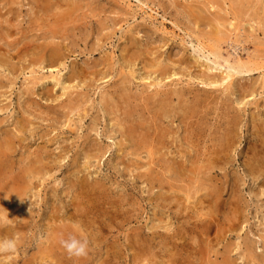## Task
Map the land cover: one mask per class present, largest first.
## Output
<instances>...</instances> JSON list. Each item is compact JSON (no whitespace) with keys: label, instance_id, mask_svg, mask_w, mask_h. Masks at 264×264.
<instances>
[{"label":"rangeland","instance_id":"1","mask_svg":"<svg viewBox=\"0 0 264 264\" xmlns=\"http://www.w3.org/2000/svg\"><path fill=\"white\" fill-rule=\"evenodd\" d=\"M202 1L0 0V143L3 130L22 134L25 140L21 148L16 147L12 158L17 161L22 153L26 155L25 150L32 152L43 146L38 136L45 134L44 140L53 139L47 150L54 161L38 187L21 204H16V208H22L17 211V222L26 225V229L13 238L17 245L14 254H0V264H54L40 261V252L46 253L47 247L54 244L46 217L54 206L59 211L56 214L59 220L67 213L65 206L73 201L77 190L70 189L66 182L75 175L86 177L88 183H100L107 198L84 223L69 221L72 228L80 227L81 238L89 241V254L80 259L69 258L62 247L55 249L62 262L172 264L168 260H173L174 264H264V183L249 177L244 168L250 157L246 151L255 135L253 126L264 127V0H259V4L258 0L234 3L241 15L248 10L241 20L252 40L243 41L240 36L237 47L235 35L229 38L230 42L223 40L218 46L220 60L201 51L195 35L204 33L213 38L214 33H210L213 18L218 14L229 20L225 12H230L229 2L236 0H214L216 4L204 0L203 10H196ZM208 1L213 2L214 8L209 7ZM197 15L206 19L199 21L194 17ZM252 15L260 18L256 21L260 25L253 21L244 24L248 22L246 17L254 18ZM45 47L59 50L57 64L52 65L47 56L43 58ZM224 59L229 64L237 60L250 62L255 64V70L250 74L232 71ZM151 62L160 67H150L154 66ZM155 69L165 74L160 76ZM73 75L75 79L69 81ZM231 82L233 87L227 88ZM240 87L246 88L245 92ZM113 102H118L114 111L107 107ZM165 102L169 110L183 116L196 113L195 119L185 114L189 120L185 124L193 123L204 130L202 138L207 146L210 140L222 135L229 119L238 118L236 141L228 163L211 174L212 187H217L214 188L221 197L219 200L208 197L201 206L204 211L207 207L214 211L211 218L196 219V213L191 212L195 200L186 201L185 195L194 188L184 190L186 182L177 183L174 192L166 193L179 198V206L188 208H181L183 217L187 216L184 221L157 206L155 195L159 189H152L147 180L150 174L152 178L161 176L160 165L156 168L148 165L145 151H138L133 157L129 142L117 126H112L113 123L123 127L129 123L148 126L159 105ZM69 108H73L71 114ZM38 109L44 113L39 114ZM21 120H28L29 126L18 134L17 123ZM165 124L172 132L177 131L174 136L177 144L184 125L177 120L174 125L167 121ZM121 142L125 146L120 150ZM91 146L94 155L88 152ZM175 150L171 148L168 160ZM161 154L162 151L157 156ZM164 159L167 160L166 156ZM76 170L80 173H72ZM235 205L240 212L233 215L227 207ZM216 221L222 224V234H215ZM179 222L184 226L180 227ZM202 222L210 229L208 241L200 236ZM139 256L148 261L140 262Z\"/></svg>","mask_w":264,"mask_h":264},{"label":"bare ground","instance_id":"2","mask_svg":"<svg viewBox=\"0 0 264 264\" xmlns=\"http://www.w3.org/2000/svg\"><path fill=\"white\" fill-rule=\"evenodd\" d=\"M205 1H207V0H205ZM210 1H214V0H210ZM232 1H234V0H232ZM239 1L242 2L241 0H239ZM239 1L236 0L234 2H231V1L229 2V6H228L227 10L229 9L230 12L223 10V11H226L225 14L229 17V20H224V19H228V18L227 17L223 18L222 16H220V15L218 16V14L215 13L216 16H215V18H213L214 23L212 24L211 31H210V33H214L213 38H208L207 36H204V33L203 34L198 33L197 35H195L196 40L198 42L199 49L201 51L207 52L208 56H211L214 60L222 59V57L219 54L218 46L223 42V40L228 39L230 42L231 39H229V38H231V36L235 35V37H234L235 43H236L235 47H237L241 43L238 40L240 38V36H243V41L251 39L250 38L251 35H249L247 32L244 31L243 23H242L243 20H241L244 16H246L248 14V10H246L244 13H242V15H241V13H239L240 10L239 11L235 10V5ZM245 1L247 2V4L252 2L251 0H245ZM214 2L216 4V1H214ZM209 3H211V5L209 7L214 8L213 2L208 1V4ZM234 3H236V4H234ZM196 4H198V3H196ZM225 4L226 3L221 5V7L225 6ZM258 4H259V0H258ZM204 5H206V3H204V0H203L202 3L198 4V7L196 10L202 11L204 8ZM240 5H242V4H240ZM68 9H69V7H68ZM189 9H191V8H189ZM224 9H225V7H224ZM245 9H248V7ZM250 9H252V8H250ZM256 10H257V7H256ZM257 11H259V10H257ZM191 13H193V12H191ZM252 16H254V15H252ZM194 17L199 21H203L206 19L202 15H197ZM258 18L259 17L257 15H255L254 18L249 17V20H248V17H246V20L248 22H245L244 24H249V22L253 21V23L255 25H260L261 22H256V21H259V20H257ZM243 19H245V17ZM61 23H64V22H61ZM262 26H263V24H262ZM11 27H13V26H11ZM220 27H222V28L224 27V29L221 30ZM226 27H229L231 29L230 30L226 29ZM60 30H61V28H60ZM7 31L8 30H6V32ZM51 35H53V34H51ZM1 36H3V35H1ZM7 39H9V38L7 37ZM205 39H208V40L205 41ZM2 40H4V39H2ZM8 44H10V43H8ZM44 49H45V51L43 53V58H44V56H47L49 62L52 65L57 64L58 61L60 60L59 50L57 48H54V47L49 48V49L47 47H45ZM143 58H144V56H143ZM145 58H147V57H145ZM44 61H45V59H44ZM154 62H151V64H154ZM224 62L231 66L232 71L236 70L240 73L250 74L252 71L255 70V68H254L255 64H250V62H242L240 60H237V61L233 62V64H229L228 59H224ZM2 63H5V61L2 60ZM158 65H159L158 63H155L154 66L152 65L150 67L153 68V67L157 66V68H158V67H160ZM155 70L157 71V73L160 76L161 75L163 76L165 74V73H163V70H160V69H158V70L155 69ZM154 75H155V73H154ZM228 78L231 80V77L228 76ZM74 79H75L74 75L71 76L70 78H68L69 81H73ZM215 82L216 81L211 82V83H215ZM155 85L156 84H152V86H155ZM232 87H233V84L231 82L227 86V88H232ZM240 88L243 89V91L245 92L246 88L245 89L243 87H240ZM247 90H249V88H247ZM121 91H123V89ZM164 94H163V96H164ZM181 95H183V94H181ZM245 98H246V96H243V99H245ZM243 99H240V101H242ZM128 100H131V99H128ZM193 100H195V99H193ZM205 100L207 101V99H205ZM140 101H141V99H140ZM180 101H181V99H180ZM128 102H130V101H128ZM137 102L138 101H135V103H137ZM166 102L160 104L159 109L153 115L151 114L152 115L151 122L148 124V126L145 125L144 123H139V124L129 123L127 127L119 126L117 123H113L112 126L113 127L117 126L121 132V136L124 137L125 140H127L129 142V148L131 149L130 154L131 155L134 154L133 157L135 156V154L138 151H145L148 154V162H147L148 165L151 164V166H152V164H153V167H155V168L157 167L156 165H160V169L162 171L161 176H158V177L154 176L152 178V174H150L151 178L149 180L146 179L148 181V183H150L149 185L152 186V187L150 186L152 189H154L155 187H157L159 189V193H157L155 195V200H156L155 202H156L157 206H160L162 209H165L167 211H171V213L173 214L174 217H177V219L180 221H184L185 218H187V216L183 217V215H182V214H184L183 210L188 209V208H186L185 206H182V207L179 206L181 204L180 199L176 198V197L173 198V195H166V193L174 192V188L176 187L175 185L177 183H181V185H182V183L186 182L185 189L183 188L184 190L189 189V188L190 189L194 188V190L192 192L189 191L190 193H187L185 195L186 201H191L192 199L195 200L194 202L192 201L193 202L192 204L190 203L192 205V207L190 208L191 212L193 211L194 213H196L195 214L196 219H200L203 216H205L207 218L208 217L211 218L212 216L215 215L214 211L212 212L210 210V207H207L209 209L204 211V208H201V206L203 205L204 201L207 200L208 197H210L212 199H217V200H219V198L221 197L220 191L218 192V190H215V188H214L216 186L212 187L214 184L212 185V182H211V180L213 179V178L211 179V174L215 173L216 169H219L221 166H225L228 163L229 154H230V152H231V150L235 144V141H236L234 138L236 137V130L238 128V125H237L238 118L233 116L231 119H229L227 121V124L225 125L226 127H224V131H223L222 135L219 136L220 138L219 137L217 138L218 141L217 140H210L212 145L210 144V146H207L204 144L205 140L202 138L203 135L206 134V132H204V130L201 131L200 130L201 128L197 125H193V123L192 124H188V123L185 124L187 117H189L190 119H192L194 117V119H195L196 113H193L192 115L187 116L189 114V112H188V113H185L187 117H184L185 114L183 116L181 113H179L175 110L173 111V109L169 110V108H168L169 104H166ZM113 103L107 105V107H110L112 111L115 110L118 102L114 103V104ZM183 104H186V103L184 102ZM72 105L74 106V104H72ZM170 105H172V104H170ZM26 106H27L26 108H29L30 104H27ZM146 107H148V106H146ZM73 108H75V107H73ZM73 108H69L70 114H71V112H72L71 110ZM182 108H184V107H182ZM152 110H153V108H152ZM185 110H187V109H184V111ZM42 113H44V111L39 110V114H42ZM45 114L48 115L47 112H45ZM201 116H203V115H201ZM251 118H252V116H251ZM140 119H144V118H140ZM164 120L171 123V124L174 123V120H177L180 125H184L183 126L184 133H183L182 137L178 140L177 144H176L177 139L174 137L175 134H177L176 133L177 131L172 132L171 129L168 128V124L167 125L165 124ZM204 120L205 119H203L202 123L204 122ZM251 120H254V119H251ZM188 121L189 120L187 119V122ZM190 122H191V120H190ZM17 124H18V129H17L18 134L25 132L27 130V127L29 126L28 120H21ZM207 124H209V123H207ZM199 125H201V124H199ZM202 125L205 126V124H202ZM253 129H255V135H254V137H252V143L247 148V151H246V155L249 154L250 157L247 158V161H245V163H244L245 173L249 177L262 180L264 183V127L256 126L254 124ZM220 131L221 130H219V132ZM1 133H2L1 134L2 138H1V143H0V240H3V239H13L14 236L20 234V231L22 232L23 229H26V225L22 226L21 223L17 222V220H18L17 211L21 212L22 208L21 209L16 208V204H21L26 199L28 193L38 187V182L40 181L41 177L43 176V174H47L48 172H50L49 170L51 169V166L54 164V161L51 160L49 150H47V146H48L47 144L53 142V139L50 138V140L49 139L44 140V138L46 137L45 134H41L38 136V139L42 141L43 146L37 147L32 152L25 150L26 155L24 153H22L20 155L19 159L17 161H15V160H12V158H14L13 156H15V153L17 151L16 147L18 146V148H21L22 143L25 139L22 136V134L21 135L9 134V132H6L5 130H3ZM31 134L33 135L34 133L32 132ZM212 138H213V136H212ZM179 142H180V144H179ZM121 146L124 147L125 145L122 142L119 143L118 148H120V150L122 149ZM173 147H175L176 150L174 151V155H173L172 159L168 160L167 159L168 155H171L170 150ZM92 150H93V148L91 146V147H89L88 152L94 153V151H92ZM161 151H162V154L160 155V157H159V155L157 156V154ZM93 153L91 155H94ZM96 153L98 154V152H96ZM100 153H101V151H100ZM165 156H166L167 160H165V159L163 160V158ZM87 159H88V157H87ZM121 161L123 162V159ZM132 164L134 166L137 165V163H132ZM72 173L79 174L80 171L76 170V171H72ZM155 175H157V174L155 173ZM73 177H75L73 180L68 179V181L66 183L70 189H72V190L75 189V191L77 190V193L74 196V199H73L74 202L71 200L65 206V209H68L66 211L67 213L62 216L61 220H59L60 218H58V216L56 215L57 212H59V211H57V209L54 206L51 209L52 211L46 217L47 218L46 222L48 224V227L50 230H52L51 231V236H52L51 239L54 240V244L47 247L46 253L40 252V255L42 256L40 261H49V262H52L54 264H67V262L65 263V262H62L58 259V257L56 256L57 254H55V249L57 250V249L61 248V245H60L61 239H67L70 235H74L78 238H81V236H82L81 235V231H82L81 228L77 227V226H76V228H72L69 221L71 223L74 222L76 224L77 223L78 224L84 223L89 215L94 214L93 213L94 211H97L99 208H101V203H102V205H104L103 204L104 199L107 198V195L105 194V191L103 190L102 185L100 183H98L97 181H94L93 183H88L86 181L87 180L86 177H84V176L80 178L79 176L75 175ZM231 188H233V187H231ZM163 190L164 191L166 190V192H162ZM181 193H183V192H181ZM184 193H185V191H184ZM172 203L174 204L173 205L174 207L171 206ZM183 203H185V202H183ZM114 204H117V203H114ZM207 205H209V204H207ZM197 206H199L200 208ZM119 208L120 207H118V209ZM181 208L183 210H181ZM227 208L230 210V213H232L233 215L238 214L240 212L239 207L237 205H235L232 208L231 207H227ZM118 209L115 210V214H117ZM202 211H204V213ZM24 216H26V215H24ZM123 218H124V216H123ZM207 220H209V219H207ZM58 222L60 223V225H57ZM179 223H180L179 224L180 227L184 226L183 222H179ZM202 223L203 224L199 227L200 236L205 237L206 238L205 241H208V237H209L208 230H210V229H208V227H207L208 225L205 224V222H202ZM215 225H216V231L214 230L215 234H220V233L222 234V232H221L222 224L219 221H216ZM225 229H226V226H225ZM213 235H214V233H213ZM176 240H178V239H176ZM20 242H21V240H20ZM177 242H179V241H177ZM144 245H146V244H144ZM173 246L175 247V249L177 248L176 245H173ZM152 249H154V248H152ZM183 249H184V247H183ZM141 254H142V252H141ZM252 257H251V260L253 262L254 258H252ZM204 258L206 259V257H204ZM139 259H141V260H139ZM61 260H62V258H61ZM138 260L140 262L148 261V258H143V256H139ZM169 261L172 264H174V262H175L173 260H168V263H169ZM227 261H228V259H227ZM87 263H89V262H87ZM228 264H230V263H228Z\"/></svg>","mask_w":264,"mask_h":264},{"label":"clouds","instance_id":"3","mask_svg":"<svg viewBox=\"0 0 264 264\" xmlns=\"http://www.w3.org/2000/svg\"><path fill=\"white\" fill-rule=\"evenodd\" d=\"M61 247L65 250L69 258H84L89 254V241L70 235L67 239L60 240ZM17 245L13 239L0 240V254H14Z\"/></svg>","mask_w":264,"mask_h":264}]
</instances>
